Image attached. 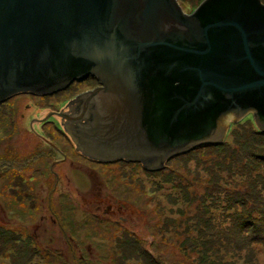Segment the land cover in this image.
<instances>
[{"label": "water", "instance_id": "obj_1", "mask_svg": "<svg viewBox=\"0 0 264 264\" xmlns=\"http://www.w3.org/2000/svg\"><path fill=\"white\" fill-rule=\"evenodd\" d=\"M263 3L0 0V104L94 79L39 122L85 129L91 159L160 169L227 140L249 113L264 131Z\"/></svg>", "mask_w": 264, "mask_h": 264}, {"label": "rangeland", "instance_id": "obj_2", "mask_svg": "<svg viewBox=\"0 0 264 264\" xmlns=\"http://www.w3.org/2000/svg\"><path fill=\"white\" fill-rule=\"evenodd\" d=\"M202 1L181 0L187 13H192ZM97 84L94 79H89L51 96L19 95L0 104L2 106H0V154H4V157L14 155V159L19 162L15 165V161L12 160L8 165L5 161H0L3 163L0 166L1 174L4 169L13 166L8 171L7 178L1 177L0 174V222L6 220L3 216L8 214V205L13 197L18 201L16 210L23 211L22 213L27 209L32 210L25 222L28 220L37 223L41 216L46 217L40 225L44 249L50 244L51 237L58 246L60 242L64 243L58 225H48L50 221L47 208L39 207L32 197L31 188L23 184L22 177L19 176L21 180L13 183L16 184L17 191L12 193L10 191L14 189L13 176L26 172L27 176L33 175L40 180L39 183L46 185L48 189L49 187L53 189L55 179L50 173L49 166H52L54 162L53 171L61 179L59 186L63 184L71 187L53 193L52 206L57 205L58 202L79 204L78 214L74 215V220L77 222H71V231L63 226L66 231L72 233L73 237L70 245L64 248L67 253L66 255L64 252L67 263L57 255L58 251L50 253L48 258L43 256L46 252L42 250L43 261L38 260V256L31 257L28 250L21 254L13 246L9 248L13 254H6L7 262L9 264H33L34 262L41 264H204L202 263L204 261H201L202 256L207 254L201 249L199 236L193 238L190 237V233L183 234L180 231V228L185 225V219L199 211L202 214L199 224L204 228L202 233L207 232L206 235L210 236L211 240L217 241L219 238L221 250L225 249L223 251L225 262L221 264H264L263 241L242 236L243 242L247 243L246 247L241 251H239L240 248L233 251V248H229L227 240L228 235L233 233L235 240H239L240 236L235 233L240 234L243 229L250 228L252 219L248 211L239 207L235 201L241 199L239 190L243 189L241 192L252 193V188L258 182H264V161L260 158L264 155V136L254 135L248 123L242 126H234L235 124L232 123L226 140L229 146L226 144L216 148L215 146L194 148L178 161L170 162V166H166L160 172L146 171L141 165L131 162L87 164L85 159L77 155L68 133L56 130L52 124L42 125L39 120L51 112L60 113L59 108L82 93L92 91ZM11 106L17 107L15 115L11 114ZM56 120L57 118L50 117L51 123H58ZM12 121L16 125V130L6 128V125L8 127ZM253 127L256 128L255 125ZM52 145L65 151L66 160L59 162L62 157L58 154L59 150ZM85 167L87 170L91 168L94 171L89 170L88 175L85 173L87 171ZM223 177L228 180L224 188L226 191L221 194ZM6 185H9V188ZM38 192L40 193V189ZM106 195L113 197L112 206L115 212L113 219L123 217L131 221L136 218L135 231L139 233L136 237L125 231L126 226L121 224L120 220H117L119 224L111 220V227L107 224L101 225L98 215L93 213V208L98 205L100 207L107 205L103 197ZM211 195L212 197L209 198ZM85 201H90V204L88 205ZM65 212L66 209L63 208V213ZM239 213L248 221L246 225L241 224L243 221ZM211 219L218 224V232L210 233L211 229L209 225L207 227V224ZM21 220L23 221L22 218ZM251 223L255 230L251 235L257 233L264 237V218H258ZM129 226L131 227L132 224ZM235 226L238 232H233ZM18 228L16 226V229ZM173 229H176L177 233H172ZM14 236L15 228L10 231L0 228V243L6 238L10 241ZM191 238L198 239L197 243L190 240ZM11 244L12 242H9V245ZM87 245L90 246L89 251ZM70 246L74 257L71 256ZM4 263L0 259V264Z\"/></svg>", "mask_w": 264, "mask_h": 264}, {"label": "flooded vegetation", "instance_id": "obj_3", "mask_svg": "<svg viewBox=\"0 0 264 264\" xmlns=\"http://www.w3.org/2000/svg\"><path fill=\"white\" fill-rule=\"evenodd\" d=\"M70 107L71 106H68V103H67V106H65L63 108L62 113H67L68 111H70ZM53 117L57 118L56 121L58 123H54V122L51 123L50 119H49V120L41 122L42 125L52 124V127H54L56 130H58L60 132L68 133L71 136V139L73 141L71 143L75 147L77 155H80L83 159H85L88 162L87 164H92L93 165L94 162L95 163H102V164L103 163H107V162H100V161H97V160L93 161L91 159L90 153L92 154V151H90V149H88V146L87 147L83 146V143L86 142V140H87L85 129H80L78 126H76L77 124L69 123L66 119L58 118L56 116H53ZM245 118H247L246 120L252 121V123H254V116L252 115V113L247 114V116H245ZM30 126H31V124H30ZM52 146L55 147L54 145H52ZM56 149L59 150L58 148H56ZM64 153H65V151H62V150L58 151V154H60L61 157H62V159L59 162H62L63 160H66L67 156ZM47 156L49 157V155H47ZM119 162H126V160L118 161V163ZM16 163L18 164L19 162L16 161ZM54 164H55V162L52 164V166H49L50 173L54 177L55 184H56V185L55 184L53 185V189L50 188V187L48 189L46 185H42L41 183H38L37 185L30 183L28 185V187L31 188L32 197L38 203L39 207L41 206L44 209L47 208L48 218H49V221H50L48 225L49 226L58 225V229H60L61 233H62L61 239H62V241L64 243L62 244V242H60L61 244H60V246H58V244L54 243V241L52 240V237H51V238H49L50 244H48L47 248L44 249V246L42 244V241L44 239L42 238V235H41V226L40 225H42V222L45 220L46 217L44 215L41 216L37 223H34L33 221L30 222L28 220L25 222V219L30 217V214H31L32 210L28 209L24 213H22L23 211L20 212L19 210H16L15 207H16V205H18V201H17L16 198H13V199H16V200H11V203L13 204V209L14 210H12L9 213L7 218L15 226L23 224L25 232L28 235V240L32 239L41 248V250L45 251L47 254L49 253L50 250H51V253L55 252V251H58L57 255L65 262L66 259L64 258V252L66 253V251H65L64 248H66L68 245H70L73 237H72V233L69 232V231H66V229L64 228V227H66V228H68L71 231V221H69L68 218L64 217L63 208H65V209H66V207L73 208V212L72 213L75 215V214H78L79 204H76V202H74V203L71 202L72 204H70V202L69 203L67 202L65 204L58 202L57 205L52 206V203H51L52 194L55 193L57 190L64 191L65 189H69L71 187V186H66V185H63V184L61 186H59L58 183H60L61 179L58 176V174L54 173V171H53L54 170ZM137 164L141 165L142 167L144 166L145 169H147V170L160 169L158 167H149L150 165H149L148 161H143V162L137 163ZM85 170H87L86 167H85ZM89 170L94 171V169L88 168V170L86 172L85 171L84 172L89 175V173H88ZM20 175H26L27 176V172L19 174V175H16V177L20 176ZM56 178H58V179H56ZM36 189L37 190L40 189V193L38 191H36ZM14 191H17V189H14ZM103 197L106 200L107 205L102 206V207H100L98 205L95 208H93L94 209L93 213L98 215V219L101 221V225L104 226V224H107L108 227H111L112 226L111 220L112 221H116V223H118V224H119V221H117V220H120V223L121 224H125V226H126L125 227V231L129 232L132 236L136 237V235L139 234V233H136V231H135V229L137 228V224L135 222L136 218H133L134 221L133 220L129 221L127 218H126L127 219L126 220L123 217L122 218L113 219V217L115 215V212L113 211L114 208L112 206L113 197H110L108 195L103 196ZM47 198H49L50 200L49 201L46 200ZM90 200L92 201V199H90ZM100 200H102V199H100ZM94 201L96 202V200H94ZM85 202L88 205L90 204L89 203L90 201H85ZM18 208H20V207H18ZM21 214H22V216H21ZM120 215H121V213H120ZM138 217L140 218V216H138ZM21 218L23 219V221L21 220ZM73 222L75 223L77 221L73 219ZM130 224H132L131 227L129 226ZM87 246H89V245H87ZM69 248H70V252L72 253L71 256L74 257V253H73L72 247L70 246ZM89 249H90V246L88 248V251H89ZM37 254H39V251L35 250L33 252V255H37ZM66 255H67V253H66Z\"/></svg>", "mask_w": 264, "mask_h": 264}, {"label": "trees", "instance_id": "obj_4", "mask_svg": "<svg viewBox=\"0 0 264 264\" xmlns=\"http://www.w3.org/2000/svg\"><path fill=\"white\" fill-rule=\"evenodd\" d=\"M260 1L263 3V0H260ZM10 108H12V106ZM10 108H8V109H10ZM16 108H12L11 109V114L15 115V109ZM245 123H248V125L250 126V130L252 131V133L254 135H256V136H264V131H260V130H258L256 128L254 129V127H253L254 123L252 124L251 121H248V120L240 121L238 123H234L235 124L234 126H242ZM6 128L8 130L9 129L16 130V125L12 121V122L9 123L8 127L6 125ZM10 137L12 138V136H10ZM226 144H228V143L225 140V141H223V142H221L219 144H210V143H208L207 145H202V146H215L214 148H216V146L217 147H222V146H225ZM228 146H229V144H228ZM199 147H201V146H199ZM234 148H232V149H234ZM190 151H188V152H190ZM184 154L185 153L179 154V155H176V156L172 157L171 159H169L165 163L163 168H161L160 170H157V171H152V172H160V171H162V169H164L166 167V165H167V163L169 161L170 162H176V161H178L180 159V157L184 156ZM253 156L257 157L255 154H253ZM260 158L264 161V155L261 156ZM12 160L15 161V165H16L17 163H16V160L14 159V155L13 156L11 155V157H4V154H0V161H2V162L5 161L8 165H10ZM2 165H3V163H0V166H2ZM11 168H9V169H4L3 168L4 172L2 174L0 173L1 177L7 178L6 175H7L8 171ZM146 171H148V170H146ZM20 177H22V179H23V184H26L27 186L30 183L37 185L39 183V181H40V180H37V178H35L33 175H29V176L20 175ZM13 178L14 179L12 180V185L14 186V189H17L15 187L16 184H13V183H15L16 180H21V178H19V176H17V177L13 176ZM227 180H228L227 178L223 177V182L221 184L223 189L221 190V194H222V192L226 191V189H224V188L226 186L225 184L227 183ZM6 186L9 188V185H6ZM14 189H13V191L10 189L11 193L12 192H16V191H14ZM241 190L243 191V189H241ZM241 190H239L240 195H241V197H240L241 199L236 200L235 203L239 207H241V208L245 209L246 211H248V215H249V217L252 220L250 221L249 230H244L243 229L242 231H240V234L239 233H235V234H237V236L238 235L240 236L239 240H235V238L233 236L234 233L228 235V239H227L228 240V246H229V248L230 247L233 248L234 249L233 251L238 250V248H240L239 251H241V250H243L246 247L247 243L243 242L242 236L252 237L256 241H263L264 242V237L262 235L257 234V233H255L254 235L253 234L251 235V233L255 232L254 226H253V224L251 222L257 220L258 218L259 219L260 218H264V182H261V181L258 182L254 186V188H252V190H251L252 193L241 192ZM36 191H38V190L36 189ZM211 197H212V195L209 198H211ZM200 198H202V196ZM10 200H13V197ZM8 209H9V212L14 210L13 209V204L11 203V201L9 202ZM72 212H73V208L66 207V213L64 214V217L68 218L69 221H71V222H73V219H74V214ZM201 215L202 214H200V212L198 211L194 215H190V217L186 218L185 221H184L185 225L182 228H180V231L183 234H189L190 233V237H193V238H195V236L196 237L199 236V242L201 243V245H200L201 249H202V251L204 253L207 254L206 256H204L205 259L202 256V260L201 261H204L202 263H204V264H221V263H224L225 261L223 260L224 259L223 256H224L225 253L223 251L225 249L221 250L222 247L219 246V238H217V241L211 240L210 236L206 235L207 232L206 233H202V231H204V228H203V226H201L199 224V222H200L199 218H200ZM21 216H22V214H21ZM239 217H241V219L243 221L241 224L246 225L248 223V221L243 218V215L241 213H239ZM208 225H209V227L211 229V230H209L210 233L211 232H216V231L218 232V229H217L218 224L213 219H211V221L208 222L207 227H208ZM236 226L234 228L235 231H233V232H238V228H236ZM173 230H172V233H177L176 229L174 230V232H173ZM193 238H191L190 240H193ZM197 240L198 239H194L193 241H195L197 243ZM203 249H205V250H203Z\"/></svg>", "mask_w": 264, "mask_h": 264}, {"label": "crops", "instance_id": "obj_5", "mask_svg": "<svg viewBox=\"0 0 264 264\" xmlns=\"http://www.w3.org/2000/svg\"><path fill=\"white\" fill-rule=\"evenodd\" d=\"M9 213L10 212H8V214H6V220L4 222H0V228H2L4 230H8V231H10V230L15 228V236L10 241H8V238H6L5 241H2L0 243V250H1L0 251V259L5 262L4 264H9V262H7L6 254L7 253L13 254L12 251L9 250L10 246H13V247L17 248L18 251L21 252V254L25 250H28L29 253L31 254V257L32 256H38V260H40V259L43 260V258L41 256V253H42L41 248L32 239L28 240V235L24 231V229L23 228L16 229V226L13 225L12 222H7V216L9 215ZM3 232H7V231H3ZM9 242H12V244L9 245ZM35 250H38L39 254L33 255V252ZM50 253H51V250L49 251L48 254L47 253L43 254V256L49 258L48 255H51ZM2 255H4V256H2ZM56 259H58V258H56ZM67 262H68V260L66 261V263ZM33 264H41V263L40 262H34ZM62 264H64V263H62Z\"/></svg>", "mask_w": 264, "mask_h": 264}, {"label": "clouds", "instance_id": "obj_6", "mask_svg": "<svg viewBox=\"0 0 264 264\" xmlns=\"http://www.w3.org/2000/svg\"><path fill=\"white\" fill-rule=\"evenodd\" d=\"M62 92H63V91H62ZM49 119H50V118H49ZM49 119H48V120H49ZM114 163H118V162H113L112 164H114ZM142 168H143V167H142Z\"/></svg>", "mask_w": 264, "mask_h": 264}]
</instances>
